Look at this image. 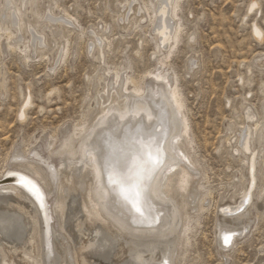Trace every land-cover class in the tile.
Returning <instances> with one entry per match:
<instances>
[{
	"label": "bare ground",
	"instance_id": "bare-ground-1",
	"mask_svg": "<svg viewBox=\"0 0 264 264\" xmlns=\"http://www.w3.org/2000/svg\"><path fill=\"white\" fill-rule=\"evenodd\" d=\"M117 1L115 18L123 33L114 50H127L124 42L130 33L137 40L132 56L110 68L107 26H91L87 33L78 24L76 8L69 12L59 0H0V63L6 53H19L23 64L45 63L49 75L77 55L76 47L87 33L88 55L98 64L96 75L86 77L97 88L87 118L44 139L46 160H30L32 147L23 145L14 148L0 168V264H185L205 211L203 202L213 193L206 187V176L200 178L186 96L170 65L182 39L192 42L194 32H185L183 0ZM253 14L250 36L261 44L264 29L256 21L260 14L264 25L261 0L250 1L245 20ZM149 40L155 64L137 77L134 64L143 61L141 48ZM252 61L264 71V54ZM5 79L0 68L1 97ZM238 82L250 84L249 78ZM259 91L260 113L244 97L234 109L240 124L233 121L225 129L228 157L238 165L239 176L235 173L234 182L219 196L218 202L225 203L216 206L215 245L225 256L223 264H230L231 253L247 240L264 212V85ZM32 106L27 88L15 114L19 122ZM149 142L161 164L134 198L137 212L133 200L124 199L116 185L108 183L106 168L126 174L146 158L142 145ZM21 176L31 182L28 187L20 182ZM32 185L42 200L29 191ZM71 207L77 210L72 218ZM51 220V229H44ZM225 237L231 238L227 244ZM252 264H264V245Z\"/></svg>",
	"mask_w": 264,
	"mask_h": 264
},
{
	"label": "rangeland",
	"instance_id": "rangeland-1",
	"mask_svg": "<svg viewBox=\"0 0 264 264\" xmlns=\"http://www.w3.org/2000/svg\"><path fill=\"white\" fill-rule=\"evenodd\" d=\"M250 1L181 2L185 32L190 34L193 31L194 39L192 42L186 37L182 39L177 53H174L170 60L171 71L178 74L179 84L186 96L191 134L202 176L200 178H204V174V179L208 180L206 187L213 189L212 200L210 197L203 202L207 212L203 211L200 215V227L191 241L185 264H223L225 259L224 254H220L215 245V212L218 204L225 203L218 202L219 196L234 182L233 176L238 169V165L228 157L229 149L224 141L228 135L225 129L230 122L240 124L241 120L235 118L234 109L244 97H249L248 103L260 113L262 95L259 90L264 85V71L252 61L254 57L264 54V42L257 44L250 36L249 28L254 14L246 20L244 17ZM58 3L69 12L76 8L78 24L87 33H90L92 28L100 30L101 26H107L108 37H111L113 42L112 48L106 54L107 58L105 57L110 68L118 66L123 57L127 60V57L132 56L137 40L135 34L126 36L124 45L129 47L124 53L121 52L122 48L114 50L123 33L119 29L120 22L115 18L117 0H59ZM261 10L264 13V0H261ZM127 13L130 16L129 10ZM256 21L258 26L264 29L260 14ZM71 26L76 28V25ZM149 30L152 32L153 26ZM86 35H83L76 47L77 55L68 58L59 68L56 65L57 70L49 75L45 63L34 64L29 61L28 64H23L18 57L19 53H6L4 56L0 63L6 78V93L3 97L0 96V168L7 165L6 161L9 155H12V150L20 149L23 145H31L32 155L30 154L29 158L32 160H46V152L41 149L44 139L53 135L59 136L65 129L87 118L90 111L89 109L87 112L88 103H91L90 99L97 88L91 87L86 77L90 79L96 75L98 64L93 61L91 54L88 55ZM149 43L143 44L141 48L143 61L134 64L133 71L137 77H143V73L151 71L155 64L151 56L153 43ZM56 61L57 59L54 63ZM248 67L250 73L247 71ZM239 78H242L244 83L249 78V87L238 82ZM27 88L32 94L33 106L27 118L19 122L15 114L27 93ZM52 90L55 92L47 100V95ZM92 105L93 103L91 107ZM208 203L213 204L210 206ZM75 214L77 210L73 209L69 217L72 218ZM261 214L247 240L242 241L238 249L231 253L230 264L255 262L258 248L264 245V212ZM53 225L51 220L50 223L43 224V227L51 229Z\"/></svg>",
	"mask_w": 264,
	"mask_h": 264
},
{
	"label": "snow or ice",
	"instance_id": "snow-or-ice-1",
	"mask_svg": "<svg viewBox=\"0 0 264 264\" xmlns=\"http://www.w3.org/2000/svg\"><path fill=\"white\" fill-rule=\"evenodd\" d=\"M179 107V105H178ZM142 147L147 149L146 158H141L140 161L136 162L133 169H130L126 174L119 173L115 167H107L108 183L116 185V188L119 189L120 194L124 196V199L133 200V207L136 208L137 212H140V208L136 207L134 198H138L145 187L146 182L150 181L153 178V174L157 171L158 166L161 164V160L154 158L152 153V143L149 142L147 145H142ZM156 156H159V149H156ZM20 182L24 184L25 187H28L31 184L25 177H20ZM134 189H139V191L134 193V197L130 196V193ZM29 191H32L37 199L42 200L43 197L39 193V189L32 185L29 188ZM143 215V213H140ZM230 237H225V243L230 242ZM166 264V262H165Z\"/></svg>",
	"mask_w": 264,
	"mask_h": 264
}]
</instances>
